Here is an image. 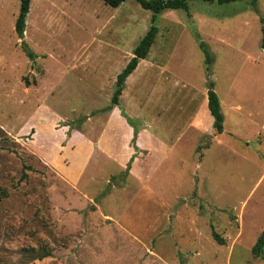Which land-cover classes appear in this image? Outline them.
I'll use <instances>...</instances> for the list:
<instances>
[{
	"label": "rangeland",
	"instance_id": "obj_1",
	"mask_svg": "<svg viewBox=\"0 0 264 264\" xmlns=\"http://www.w3.org/2000/svg\"><path fill=\"white\" fill-rule=\"evenodd\" d=\"M19 5L0 0V264H264V251L251 253L264 233V0L159 14L154 44L117 106L116 77L152 13L134 0L116 9L31 0L18 39ZM209 84L221 134L211 126ZM121 113L138 133L196 140L192 156L191 143L178 146L183 153L154 176V192L114 161L67 182L41 158L61 155L70 168L87 157L86 141L107 147L109 139L119 157L134 130Z\"/></svg>",
	"mask_w": 264,
	"mask_h": 264
},
{
	"label": "crops",
	"instance_id": "obj_2",
	"mask_svg": "<svg viewBox=\"0 0 264 264\" xmlns=\"http://www.w3.org/2000/svg\"><path fill=\"white\" fill-rule=\"evenodd\" d=\"M204 112L206 113V109ZM207 126L209 127V125ZM209 129L211 128L209 127ZM260 132L264 134V129L262 128V126L260 128ZM260 132H257L256 134ZM73 138L75 137H71L67 146L63 148L62 155L66 158H69V155H72V152L74 150V147L72 146L74 140ZM132 139L133 138L131 134L126 137L124 136L123 141L121 142V144L123 145L120 146L122 150H119V157L118 155H115L114 152L116 148L119 149V146H114L113 148L112 144H115V142H112L111 139H109V145L107 147H103L101 142L86 141L88 150V154L86 155L87 157L80 158L79 160L72 162V165L70 163V168H68L67 166L63 167L62 162L64 160L59 157L61 155L55 154L54 157L48 158H45L41 154L40 156L44 161L47 160V162H49V165H51L52 167L54 166V168L56 167L58 171H60L61 168L65 169H62L60 172L63 178L67 179V182L68 180L71 181L73 175L77 173L80 174V176H84L85 174H87V177L93 174H97L99 171H102L103 168L105 169L106 165L112 164L113 161L118 163L119 168L122 169L125 166L127 168V164L129 163L130 159L134 157L130 165V169L127 171L125 169V174L130 172L131 176L134 180L137 181V183L142 184V182H144V185L146 182L147 188L150 191L154 192L153 190H151L152 186H154L155 184L153 181L154 176L157 175L159 173V170H161L164 165L169 163L172 158H176L183 153L181 152L183 146H178L183 141L186 143H191V145H189L187 148L189 151L188 154L192 156L193 145L196 142V140L191 137H182L179 135H173L172 138L168 137V139H162L160 137L152 135L148 131L139 132L134 144L132 143ZM178 152L181 153L178 154ZM57 154H59L58 150ZM147 160H151V164L145 163L147 162ZM142 162H144L146 164V167H148L146 170L139 172V168L141 167ZM199 164L200 162H198V165ZM143 176L145 177L144 180H142ZM147 176L148 178L146 179Z\"/></svg>",
	"mask_w": 264,
	"mask_h": 264
},
{
	"label": "trees",
	"instance_id": "obj_3",
	"mask_svg": "<svg viewBox=\"0 0 264 264\" xmlns=\"http://www.w3.org/2000/svg\"><path fill=\"white\" fill-rule=\"evenodd\" d=\"M30 1L31 0H19V12L14 24V30L18 37V39H22L25 32V21L27 14L29 13L30 8ZM105 5L109 6L110 8H118L127 0H101ZM143 10L149 11L152 13L151 22L152 25L140 40L138 45L135 47L133 51V57L129 60L126 67L117 75L116 83H115V92L112 96V105H118V98L121 96V93L124 88V83L126 79L136 70L137 65L140 60H144L152 45L154 44L156 35L158 33V29L155 26L156 17L165 12V11H176V10H183L187 11L189 9V4L192 2H199L203 4H216L219 6L239 3L243 1H249L251 5H255L258 0H134ZM261 23V32H262V45L261 48L264 49V20H260ZM201 49L204 52L207 64L212 62V58L209 55L206 48L201 44ZM24 52L28 56L30 60L34 59V55L24 46ZM207 92V108L209 111L210 116L213 119L212 127L218 133L221 134L223 132V122L224 118L221 113V106L217 95L213 91L212 84H209ZM111 108H109L110 110ZM122 117L126 119V121L133 127V139L132 143H135V139L137 138L138 131L134 127V125L130 122V120L121 113ZM134 157H132L127 164L126 171L130 169V165L133 161ZM213 239L219 244L223 245L222 239H220L216 234H212ZM264 251V233H262L259 238L257 239L255 245L252 247L251 253L254 257L259 258L261 257ZM44 257H48L45 255Z\"/></svg>",
	"mask_w": 264,
	"mask_h": 264
}]
</instances>
